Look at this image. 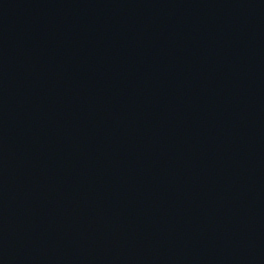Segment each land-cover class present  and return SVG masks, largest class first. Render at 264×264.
Wrapping results in <instances>:
<instances>
[{
    "label": "water",
    "instance_id": "obj_1",
    "mask_svg": "<svg viewBox=\"0 0 264 264\" xmlns=\"http://www.w3.org/2000/svg\"><path fill=\"white\" fill-rule=\"evenodd\" d=\"M0 264H264V0H0Z\"/></svg>",
    "mask_w": 264,
    "mask_h": 264
}]
</instances>
